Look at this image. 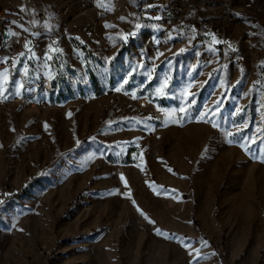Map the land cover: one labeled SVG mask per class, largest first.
<instances>
[{"label": "rangeland", "instance_id": "obj_1", "mask_svg": "<svg viewBox=\"0 0 264 264\" xmlns=\"http://www.w3.org/2000/svg\"><path fill=\"white\" fill-rule=\"evenodd\" d=\"M148 1L0 23V264H264V0Z\"/></svg>", "mask_w": 264, "mask_h": 264}, {"label": "built area", "instance_id": "obj_2", "mask_svg": "<svg viewBox=\"0 0 264 264\" xmlns=\"http://www.w3.org/2000/svg\"><path fill=\"white\" fill-rule=\"evenodd\" d=\"M239 3H243L245 7L236 10L235 6L238 7ZM252 6L253 0H231V3H228L227 8L230 7L229 11L231 10L234 20H249L251 15L248 14L245 9H249ZM67 11H69V8H67ZM139 12L140 20L160 24L164 29H170L173 31V29L175 30L176 26L180 24L179 21L183 18L185 10L179 0H149L148 2H145V6H141ZM157 17L159 19H157ZM35 21H41L44 23L45 21H48V16L44 12L37 14L32 13L30 8L26 5V2H24L23 6L0 8V23H11L13 27L16 26L15 31L19 34L21 33L20 29L26 26L29 27L28 25H31L30 28L33 30H40V27L35 26ZM209 26L210 25L207 24L205 28H210ZM48 32L54 36L55 40H57V33ZM195 33L198 39L203 40L202 26H200L199 29H196ZM7 67H9V64L6 59L0 61V70ZM11 72L13 73V70H11Z\"/></svg>", "mask_w": 264, "mask_h": 264}, {"label": "crops", "instance_id": "obj_3", "mask_svg": "<svg viewBox=\"0 0 264 264\" xmlns=\"http://www.w3.org/2000/svg\"><path fill=\"white\" fill-rule=\"evenodd\" d=\"M1 3L2 4H7L8 6H10V5H18V6H20V5L23 4V0H1ZM219 3L217 2V4H219ZM221 3H223V4L226 5V2L225 1H222Z\"/></svg>", "mask_w": 264, "mask_h": 264}, {"label": "snow or ice", "instance_id": "obj_4", "mask_svg": "<svg viewBox=\"0 0 264 264\" xmlns=\"http://www.w3.org/2000/svg\"><path fill=\"white\" fill-rule=\"evenodd\" d=\"M157 19H159L158 17H157ZM127 37H125V39H126ZM125 83H127V81H125ZM21 87H22V84H21ZM164 87H167V83L165 82V84L162 86V89L164 88ZM161 89V90H162ZM117 91H119V89H117ZM180 111L181 112H184L185 111V109H183V108H181L180 109ZM205 115V113H201V116H204ZM214 127H215V125H213ZM229 135H231V133H229ZM123 178V177H122ZM159 229H157V232L159 233Z\"/></svg>", "mask_w": 264, "mask_h": 264}]
</instances>
